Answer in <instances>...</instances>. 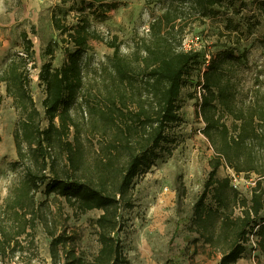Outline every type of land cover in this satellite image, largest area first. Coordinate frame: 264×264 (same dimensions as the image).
I'll list each match as a JSON object with an SVG mask.
<instances>
[{
  "label": "trees",
  "instance_id": "obj_1",
  "mask_svg": "<svg viewBox=\"0 0 264 264\" xmlns=\"http://www.w3.org/2000/svg\"><path fill=\"white\" fill-rule=\"evenodd\" d=\"M80 1L76 22L52 15L66 57L54 66L55 45L47 46L49 58L39 71L43 112L31 90L29 64L35 50L27 33L23 51L13 53L0 71L5 86L0 106L11 98L18 115L13 130L17 159L11 168L21 174L0 206L1 260L23 258L41 224L52 239L54 264H128L117 236L121 210L133 206L135 180L173 154L183 88L193 82L195 71L199 87L191 97L198 98L196 113L213 156L190 230L209 253L219 255V264H237L252 236L264 251V64L246 87V50L237 53L241 40L260 22L258 14L245 11L247 0H165V10L148 32L123 54L117 37H106L90 18L105 17L114 3ZM252 1L264 10V0ZM218 15L226 18L218 31L225 44L210 53L207 63L204 51L185 50L182 42L190 24ZM91 40L114 48L112 56L92 69L86 60ZM221 166L256 175L250 198L231 176L218 174ZM59 202L75 218L100 211L95 220L100 248L93 260L77 253L67 220L52 208Z\"/></svg>",
  "mask_w": 264,
  "mask_h": 264
},
{
  "label": "rangeland",
  "instance_id": "obj_2",
  "mask_svg": "<svg viewBox=\"0 0 264 264\" xmlns=\"http://www.w3.org/2000/svg\"><path fill=\"white\" fill-rule=\"evenodd\" d=\"M260 1V0H254ZM80 0H0V71L11 55L23 51V33L33 41L34 55L30 62L31 90L38 108L43 112L42 100L45 96L44 84L40 82L41 65L49 57L45 55L48 45H55L51 59L54 66L65 60L61 33L52 23V15L76 22L80 15ZM114 3L105 17L91 16L92 25L106 37H117L120 52L132 51L134 43L145 35L151 21L166 8L165 0H107ZM256 12L260 22L252 34L241 40L239 51L246 50L247 63L242 75V83L249 87L257 71L264 64V10L247 0L245 11ZM65 15H67L65 17ZM191 16V15H190ZM225 16L207 17L204 22L195 21L186 28L189 40L199 35L198 50L205 53L223 48L225 41L218 31L224 26ZM64 36V35H63ZM114 53V48L104 42L91 40L86 60L90 69L98 67ZM187 81L181 98L180 124L175 128L177 144L173 154L159 161L147 173L139 176L133 185V206L121 210L122 228L117 236L122 245L128 264H219V255L209 253L203 240L196 241L198 234L190 230L194 203L204 190V183L211 171L210 159L213 150L202 133L204 122L197 116L198 72L193 82ZM5 94L4 84H0ZM17 113L11 98H6L0 106V206L5 203L9 188L18 182L21 174L12 170L11 162L17 159L13 130ZM220 176H232V169L221 166ZM256 175L238 174L233 182L244 196L250 198ZM235 183V184H234ZM264 185V179H263ZM43 196L37 195L38 199ZM58 202V201H53ZM52 208L62 219H66V231L73 234L77 253L86 260H93L100 243L96 234L95 220L99 210H92L75 218L73 211L64 203L53 204ZM35 244L28 246L22 254L11 262L0 264H54L51 253V237L41 224L35 232ZM30 248V249H29ZM60 263H63L62 257ZM237 264H264V251L256 242L248 244L244 257Z\"/></svg>",
  "mask_w": 264,
  "mask_h": 264
},
{
  "label": "built area",
  "instance_id": "obj_3",
  "mask_svg": "<svg viewBox=\"0 0 264 264\" xmlns=\"http://www.w3.org/2000/svg\"><path fill=\"white\" fill-rule=\"evenodd\" d=\"M147 30H149V28H147ZM201 42V38L199 35L197 36H193L191 40H189L188 38L184 37L183 42H182V47L185 50H198L197 49V45ZM210 58V52L206 53V61L208 63ZM201 95L200 90H199V96ZM232 182L237 181L238 180V174L235 173L232 170ZM235 184V183H234ZM252 242H255L254 237H251Z\"/></svg>",
  "mask_w": 264,
  "mask_h": 264
}]
</instances>
